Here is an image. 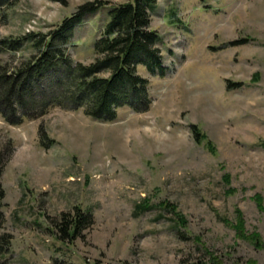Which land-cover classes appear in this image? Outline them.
I'll list each match as a JSON object with an SVG mask.
<instances>
[{
	"label": "rangeland",
	"instance_id": "374dc122",
	"mask_svg": "<svg viewBox=\"0 0 264 264\" xmlns=\"http://www.w3.org/2000/svg\"><path fill=\"white\" fill-rule=\"evenodd\" d=\"M86 1L15 0L0 39L50 34ZM106 12L72 26L63 44L71 63L92 60ZM149 28L167 70L136 66L146 110L121 106L111 121L60 106L17 125L0 117V145L11 147L0 175V234L9 236L0 264H264V0H155ZM32 53L24 42L0 51V62ZM142 199L171 209L132 216ZM74 206L91 222L61 239L53 222Z\"/></svg>",
	"mask_w": 264,
	"mask_h": 264
},
{
	"label": "trees",
	"instance_id": "16d2710c",
	"mask_svg": "<svg viewBox=\"0 0 264 264\" xmlns=\"http://www.w3.org/2000/svg\"><path fill=\"white\" fill-rule=\"evenodd\" d=\"M13 1L0 0V17L5 16V8ZM50 1L64 3V0ZM154 4L155 0H128L117 4L90 0L79 4L73 12L63 17L50 34L27 32L19 38H1L0 51L14 54L24 42H28L33 49L32 54L20 61L0 62L2 120L17 125L24 119L43 115L53 106L81 108L84 114L99 121L114 119L116 109L121 106L137 112L146 110L150 102L147 80L137 73L136 66L140 65L149 74L158 76H163L167 70L157 47L159 35L149 28L150 11ZM102 6L107 7V18L92 41V60L89 63H71L63 48L70 29L86 14ZM248 39L230 41L229 44L245 43ZM226 87L229 86L226 84ZM190 129L196 141L203 138L195 125H190ZM39 139L42 146L51 141L45 139L42 130H39ZM204 144L206 146L208 143ZM10 152L8 143L0 145V175ZM2 196L0 186V198ZM151 207L163 211L171 209L166 201L151 204L142 199L134 204L131 215L137 217ZM2 222L0 212V225ZM90 222L91 214L74 206L70 211L60 212L53 226L59 238L71 240ZM176 231L180 237H184L179 229ZM239 237L251 238L243 234ZM253 239L255 245L261 246L257 238ZM8 241L9 236L1 233L0 254L5 253Z\"/></svg>",
	"mask_w": 264,
	"mask_h": 264
}]
</instances>
